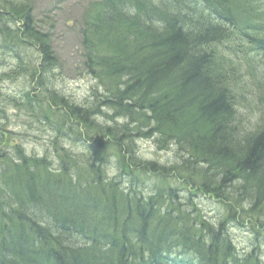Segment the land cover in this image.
<instances>
[{"label":"trees","instance_id":"16d2710c","mask_svg":"<svg viewBox=\"0 0 264 264\" xmlns=\"http://www.w3.org/2000/svg\"><path fill=\"white\" fill-rule=\"evenodd\" d=\"M84 19L81 73L97 85L79 103L50 82L52 31L25 1L0 0V38L18 60L0 80L26 77L11 103L55 134L37 156L0 128V264H264V122L242 129L221 50L264 49L259 1L97 0ZM139 139L176 147L179 162L141 158ZM196 193L222 201L218 221ZM233 226L258 236L247 254Z\"/></svg>","mask_w":264,"mask_h":264},{"label":"rangeland","instance_id":"374dc122","mask_svg":"<svg viewBox=\"0 0 264 264\" xmlns=\"http://www.w3.org/2000/svg\"><path fill=\"white\" fill-rule=\"evenodd\" d=\"M21 1H25L31 7L39 31L44 33L52 31L50 42L59 63L57 69L51 71L52 74L57 75L56 80L51 79L52 85L54 84L57 91L68 97L72 96L79 103L89 99L91 89L97 83L90 76L81 73L83 54L81 29L88 6L97 0ZM257 1H259V9L264 10V0ZM244 44L238 46L233 40H229L222 44L221 50L233 61L234 70L231 71V76L234 79L241 127L246 132H252L264 122V49H258L256 44ZM8 50L3 46V40L0 38V76L12 72L18 63L16 54ZM13 50L22 54L27 60L30 57L33 59L38 57L37 53L32 52L28 46L20 48L14 46ZM30 87L26 77L23 76L15 79L4 77L0 80V109L3 110V113H0V128L10 130L14 134L11 139H6V143L9 141L13 144L21 143L28 154L40 156L45 155L50 141L55 136L54 132L40 123L37 124L34 118L26 117L11 103V99L20 97L26 90H30ZM137 145L138 154L145 160L158 161L166 166H173L180 160L176 147L161 150L155 139H139ZM170 185L177 187L174 182ZM192 190L193 187L190 191ZM178 199L180 204L187 201L185 191L181 190L178 193ZM193 199L194 205L213 222L218 221L224 213L223 205L220 204L222 201L218 203L209 195L196 193ZM187 210L191 212L193 208ZM230 235L241 254H247L257 240L255 238L258 237L247 226H235L230 230ZM261 246L263 251L261 257L264 261V242Z\"/></svg>","mask_w":264,"mask_h":264},{"label":"clouds","instance_id":"9594fccd","mask_svg":"<svg viewBox=\"0 0 264 264\" xmlns=\"http://www.w3.org/2000/svg\"><path fill=\"white\" fill-rule=\"evenodd\" d=\"M113 174H114V169L110 170L109 173H108L109 176H111V175H113ZM74 179H75V178H74Z\"/></svg>","mask_w":264,"mask_h":264}]
</instances>
